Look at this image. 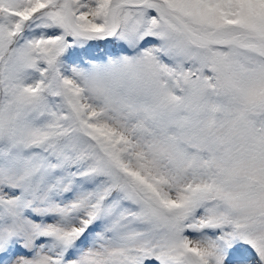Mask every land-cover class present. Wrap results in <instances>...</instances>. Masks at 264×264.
<instances>
[{
  "label": "snow or ice",
  "instance_id": "1",
  "mask_svg": "<svg viewBox=\"0 0 264 264\" xmlns=\"http://www.w3.org/2000/svg\"><path fill=\"white\" fill-rule=\"evenodd\" d=\"M0 264H264V0H0Z\"/></svg>",
  "mask_w": 264,
  "mask_h": 264
}]
</instances>
